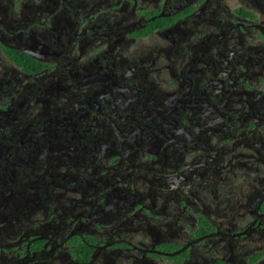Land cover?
Masks as SVG:
<instances>
[{"label": "flooded vegetation", "instance_id": "1", "mask_svg": "<svg viewBox=\"0 0 264 264\" xmlns=\"http://www.w3.org/2000/svg\"><path fill=\"white\" fill-rule=\"evenodd\" d=\"M0 264H264V0H0Z\"/></svg>", "mask_w": 264, "mask_h": 264}]
</instances>
